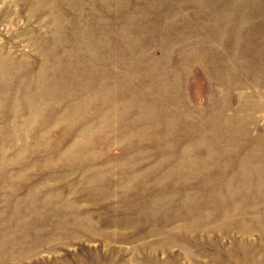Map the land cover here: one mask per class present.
<instances>
[{"label": "rangeland", "instance_id": "obj_1", "mask_svg": "<svg viewBox=\"0 0 264 264\" xmlns=\"http://www.w3.org/2000/svg\"><path fill=\"white\" fill-rule=\"evenodd\" d=\"M0 264H264V0H0Z\"/></svg>", "mask_w": 264, "mask_h": 264}]
</instances>
